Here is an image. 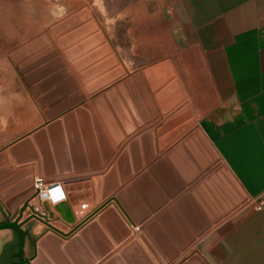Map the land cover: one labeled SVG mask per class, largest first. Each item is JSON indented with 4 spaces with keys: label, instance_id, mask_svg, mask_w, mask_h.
I'll return each mask as SVG.
<instances>
[{
    "label": "crops",
    "instance_id": "crops-1",
    "mask_svg": "<svg viewBox=\"0 0 264 264\" xmlns=\"http://www.w3.org/2000/svg\"><path fill=\"white\" fill-rule=\"evenodd\" d=\"M0 4V9L9 11L7 18L11 21L6 24L12 26L51 25L57 21L58 10L64 9L67 18L87 8L97 32L105 36L125 71L112 83L88 94L86 85L95 78L80 82L71 75H77L71 66L66 69L69 76L55 80L48 90H58L49 106L70 98L65 102L68 105L76 101L71 98L76 92L82 94V100L53 118L58 119L113 87V95L103 97L112 130L104 122V126L98 124L88 107L89 119L99 125L100 135L94 126L96 147L89 154L84 134L79 131L82 154L87 171L104 172L61 182L65 199L51 203L37 196L38 208L29 205L26 217L35 213L69 233L99 205L95 202L94 178L100 179L102 190L112 171L116 187L107 196L111 200L68 236L32 217L29 222L36 229H30L31 241L27 236L25 257L33 254L32 243L38 247L37 240L50 230L61 238L60 248L70 264H184L188 260V264H264V0H0ZM88 22L72 26L65 35ZM92 34L69 40L84 41ZM104 57L79 72H88ZM126 77L130 78L123 84L128 103L116 87ZM31 102L34 117L28 125L35 128L46 119L36 101ZM187 138L189 142L185 143ZM172 150L174 163L166 156ZM5 151L9 156L7 148ZM92 158L96 161L93 165ZM160 158L166 159L177 180L164 164L162 184L154 178L149 167ZM66 163L68 173H76L67 140ZM29 167L31 172L7 186L28 176L37 177L36 164ZM19 169L14 167L4 179ZM142 172L149 173L158 189L145 177L141 183L144 197L132 184ZM49 185L39 187L47 190ZM126 186H133L148 212L144 221L149 222L141 229L138 224L132 225L116 201L117 192ZM242 198L244 202H239ZM258 201L263 202L260 209L254 207ZM235 202L239 205L232 208ZM0 206L7 217H15L1 201ZM108 207L129 233L114 215L104 224L98 220ZM64 213L73 221H67ZM91 221L98 227L82 234V227ZM149 224H155L178 251L175 258L170 259ZM207 224L201 234H195L196 228ZM188 232L195 238L180 249L178 243ZM131 235L133 238L127 241ZM116 258L118 262H112Z\"/></svg>",
    "mask_w": 264,
    "mask_h": 264
},
{
    "label": "water",
    "instance_id": "water-1",
    "mask_svg": "<svg viewBox=\"0 0 264 264\" xmlns=\"http://www.w3.org/2000/svg\"><path fill=\"white\" fill-rule=\"evenodd\" d=\"M85 20H89V22L83 27H78L75 31H73L71 35L69 36L67 35L66 37H64L63 40L70 41L69 40L70 37H73V38L81 37L82 34L89 33L90 30L91 31L96 30L97 24L93 20H90V13L87 8H83L79 10L78 12H75L73 15L61 21L58 25L59 27L63 26V29L66 32L68 29L72 28V26H76L77 24ZM90 40L104 41V36L102 33L97 32L95 37H93ZM123 73L124 72L122 71V69H119L118 74L121 75ZM115 76H116V73L114 72V77ZM134 78H139V75L134 74ZM129 81H130V78L126 77L124 82L117 83L116 85L117 89L121 91L122 96L126 103H128V96L123 89V84L125 83L128 84ZM113 91H114V88H111L103 96L100 95L98 97H95L92 101H90V104L87 103V104L82 105L81 107H77L74 111L72 110L69 111L68 113L64 114L61 119L51 121L48 124H46L45 127H40L36 129L35 131H33L31 136L24 137L12 143L11 145H9L8 150H9L10 155L5 156V159L6 158L9 159L10 164H6L0 168V178H2V176L4 175L12 173L14 171L15 166L16 167L18 166V168H22V167L28 166L29 164H36L37 170H38L37 177H32V176L26 177L19 184L17 183L16 185L10 188L1 190L2 185L9 184L10 181L18 179L21 176H24L25 174L32 171V168L31 167L22 168L19 171H17L14 175H12L11 177H8L6 180L0 183V199L2 200V204L6 206L8 212L15 214V217L13 219H10V217L6 216V214L4 213L3 209L0 206V210L2 214L5 217H7L6 220H3L0 223V230H6V229L11 230L15 232L17 236L19 237L18 244H17V254L19 258V264H70L68 260L66 259L65 255L63 254V251L60 248V244L62 241L61 238L58 237L56 234H54L50 230L42 234L41 237L37 240L38 247H36V243L34 242L32 243L33 254L29 258L25 257V253H24L25 240H26L25 237H26L27 230H29L30 232V229L34 225L33 223L29 222L32 217L42 220L49 227V229H52L65 236H68L72 231L79 228L95 212H97L99 209H101L104 205H106V203H108L111 200V198H108L107 196L116 187V182L112 181V177H113L112 171L109 173L107 178H105V182H104L105 185L102 190L100 187V179L99 178L93 179L94 190H95V195H96L95 202L96 204H99V205L91 214L85 216L81 221L73 225L71 228L72 230L69 233H64L63 231L56 228L54 225H52L47 220L41 219V217H39L35 213H32L31 215L26 217L24 220L20 221L27 207L31 205L29 202L34 197H37L40 193L42 196L46 194V192H43L42 189L39 187L40 184L50 183L51 185L47 187V190L49 191L51 195H53L55 189L57 188V185H60L61 182H64L69 179L86 177L92 174H98V173L104 172V171H94V170L87 171L86 170V164L84 162V158L82 154L83 145L81 142L79 131L81 130L82 133L84 134L83 140L85 143L84 146L86 147V151L89 154L94 153L96 142L94 138V133H93L94 128L93 127L95 126V129L99 135H100V131H99L100 128H99V125H97L96 121H94V124H93V121L89 119L90 113L88 111V107H91L93 114H94V118L96 117V119L99 122L98 124H100L101 126H104L103 125V122H104L105 125L108 127V129L112 130V126L110 124L109 107L103 100V97L106 96L110 98L113 95ZM43 98L45 99V97ZM43 98H40L38 102L40 107L47 105L49 100H51V99H47L48 101L47 100L45 101L43 100ZM61 106L63 107L65 105H63L62 103H59L55 105L54 109L47 110L44 112V114L47 117H50L53 113L58 112ZM76 116H77V119H76ZM66 140L68 141L70 152L73 154V160H74L73 166H74V170L76 173H68L70 171V167L66 163ZM100 140L104 142V139L100 138ZM187 141L189 142L188 138L185 139V143H187ZM178 147H176L175 149H177ZM174 150L167 153L166 155L169 159H171L173 163L175 161L174 159H172L171 153ZM194 155L196 156V153H194ZM23 162H28V163H23ZM17 163H20L21 165H16ZM55 163H57L58 169ZM91 163L92 165L96 163L94 158H92ZM163 164L166 166L167 169L170 170L174 179L177 180L175 173L171 171L165 158L158 159L154 164H152L149 167V171L152 173L154 178L160 184H162L161 165ZM58 173L59 175H57ZM145 177L157 189L155 180L149 175L148 172L140 173L132 181V184L135 186V188L140 192V194L143 197L144 195H143V191H142L143 188H142L141 183L143 182ZM28 184H29L28 187L23 188V186H26ZM171 192L172 191H168V193H171ZM101 199H104V201L100 204ZM116 201L118 202V205L123 209V211L128 215V217L130 218L132 222V225L138 224L137 225L138 229H141L146 223L149 222V220L144 221L148 212L144 208L143 202L141 198L139 197L138 193L136 192V190H133V186H126L120 191H118L116 194ZM59 202L60 201H58L57 203ZM239 202H244V198L240 199ZM238 205L239 203L235 202L233 203L232 208H235ZM63 215L67 221L69 222L73 221V217L70 214L64 213ZM111 215H114L116 222L119 225H121L120 227H124L126 231L129 233L128 227L122 222L119 216L114 213V210L112 207L106 208L98 216V220L104 224L106 221V218ZM26 223H28L27 227H23V224H26ZM208 224L202 227L196 228L195 234L196 235L201 234L203 230H205L206 226H208ZM149 225H150L149 227H151L154 230L159 241L163 244V246L169 252L170 259L175 258L178 255V251L172 247L171 243L167 240V238L163 235V233L158 228H156L155 224H149ZM95 227H98L96 222H92V221L88 222L84 227H82V229L84 230H82L81 233L83 234L86 229H91ZM195 234L188 232L187 235L184 237V239H182L178 243L179 248L183 249L188 244H190L194 240ZM173 236L176 238V233L173 234ZM29 238L31 241L32 239L30 236ZM132 238H133V235L129 236L127 241ZM14 239L11 241H14ZM74 239H76V237L73 239H70L69 243H72ZM7 243H5L3 248L7 247ZM14 245H12L13 249H15ZM30 246H31V243H30ZM116 261L118 262V258L112 260V262H116ZM189 262L190 261L188 260L184 264H188Z\"/></svg>",
    "mask_w": 264,
    "mask_h": 264
},
{
    "label": "rangeland",
    "instance_id": "rangeland-1",
    "mask_svg": "<svg viewBox=\"0 0 264 264\" xmlns=\"http://www.w3.org/2000/svg\"><path fill=\"white\" fill-rule=\"evenodd\" d=\"M174 1L175 0H170V2ZM172 5L175 6L176 4L172 3ZM172 12L171 10L170 13ZM8 13L9 11L0 9V168L6 164H10V162H7L8 159H5V156H7L5 150L6 148L8 149L9 145L24 137L31 136L32 132L36 129L45 127L49 122L57 120L53 119L54 116L65 108H69L75 102L82 100V94L76 92L71 97H75L76 101L68 103L67 105L65 102L70 99L68 98L60 102L65 106H61L58 112L53 113L50 117L44 114L45 111L55 108V105L49 106V102L58 95V90L50 93H48V90L55 80L58 82L59 78L69 76V72L66 69L71 66L74 67V72H77V75L76 73H71V75L77 77L80 82H86L88 79L95 78L93 82L86 85L88 94L97 92V90L112 83L125 73L123 66L119 64L118 57L112 53L111 45L105 41L104 35V41L90 40L95 37L98 26L96 30H90L88 34H93L87 40L73 42L64 41L63 39L66 37L65 30L63 26L59 27L58 24L65 19V11L61 12V10H58L57 21L51 25L23 26L6 24L8 21H11L7 18ZM90 20H92L91 13ZM99 33L101 32L99 31ZM98 45V48L93 49ZM70 46L72 47L70 48ZM86 52H89V54L85 55L84 53ZM102 57H104V60L102 61L101 59V61L95 64L88 72H79L81 67L87 64L91 65ZM108 69H110L109 72L100 75L99 78L96 77L98 74H102ZM119 69H122L124 73L119 75ZM114 72L116 73L115 77ZM74 81L76 82L75 79ZM111 88L113 87L110 86L106 88L102 94L93 95L92 100L100 95L103 96ZM43 97H45V99ZM40 98H43L45 101L47 99L51 100H49L47 105L40 107L38 103ZM31 100L36 101L38 107L42 109L44 118L46 119L43 125L35 128H30L28 125V120L34 117V109ZM84 104L86 103L82 105ZM76 108L77 107H75V109ZM5 176L6 175L0 178V183L7 179H4ZM22 180L17 183L19 184ZM12 186L8 187L7 184L2 185L1 190ZM28 186L29 184L23 186V188ZM49 200L50 202L52 201L51 199ZM0 201L2 203L1 199ZM57 202L52 201L51 203ZM29 203L32 204L31 202ZM38 203L39 201L37 204ZM32 205L38 208L36 203ZM27 212L28 210L26 209L23 214L24 217L27 216ZM2 218L3 214L0 210V219ZM56 224L60 223L56 222ZM31 229L36 228L33 226ZM13 239L14 236L11 230H0V252L5 243Z\"/></svg>",
    "mask_w": 264,
    "mask_h": 264
},
{
    "label": "flooded vegetation",
    "instance_id": "flooded-vegetation-1",
    "mask_svg": "<svg viewBox=\"0 0 264 264\" xmlns=\"http://www.w3.org/2000/svg\"><path fill=\"white\" fill-rule=\"evenodd\" d=\"M6 219L7 217L0 219V223ZM12 234L15 238L14 239L15 242L14 241L8 242L7 247H4L2 249V251L0 252V264H19V258L17 254V244H18L19 237L13 231H12ZM27 236H30L29 230H27V233H26V237H25L26 240H27ZM26 240H25V244H26ZM12 245H14L15 249L12 248Z\"/></svg>",
    "mask_w": 264,
    "mask_h": 264
},
{
    "label": "bare ground",
    "instance_id": "bare-ground-1",
    "mask_svg": "<svg viewBox=\"0 0 264 264\" xmlns=\"http://www.w3.org/2000/svg\"><path fill=\"white\" fill-rule=\"evenodd\" d=\"M64 197H65V193H64V191L60 188V189H56V190L54 191L53 196H50L49 198H50L53 202H57V201L63 199ZM46 198H47V197H46ZM38 201H39L38 198H37V197H34L30 202H31L32 204H35V203H36V205H37V202H38Z\"/></svg>",
    "mask_w": 264,
    "mask_h": 264
},
{
    "label": "built area",
    "instance_id": "built-area-1",
    "mask_svg": "<svg viewBox=\"0 0 264 264\" xmlns=\"http://www.w3.org/2000/svg\"><path fill=\"white\" fill-rule=\"evenodd\" d=\"M43 185V184H42ZM61 188V185H57V188L56 189H60ZM55 189V190H56ZM42 191L43 192H46V194L44 195V196H42L41 195V193L38 195V197H47L48 199H50L49 197L50 196H53V195H51L50 193H49V191L48 190H44V189H42ZM65 199V198H64ZM63 200V199H62ZM262 205H263V202L262 201H258L256 204H255V208L256 209H260L261 207H262Z\"/></svg>",
    "mask_w": 264,
    "mask_h": 264
},
{
    "label": "clouds",
    "instance_id": "clouds-1",
    "mask_svg": "<svg viewBox=\"0 0 264 264\" xmlns=\"http://www.w3.org/2000/svg\"><path fill=\"white\" fill-rule=\"evenodd\" d=\"M64 10L63 9H61V12H63ZM233 99H235V97H233Z\"/></svg>",
    "mask_w": 264,
    "mask_h": 264
},
{
    "label": "trees",
    "instance_id": "trees-1",
    "mask_svg": "<svg viewBox=\"0 0 264 264\" xmlns=\"http://www.w3.org/2000/svg\"><path fill=\"white\" fill-rule=\"evenodd\" d=\"M16 254V253H15Z\"/></svg>",
    "mask_w": 264,
    "mask_h": 264
}]
</instances>
